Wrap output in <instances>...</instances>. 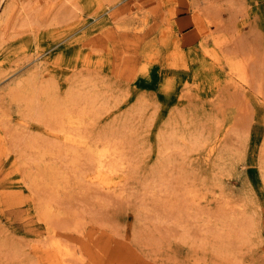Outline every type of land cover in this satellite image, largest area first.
I'll return each mask as SVG.
<instances>
[{
  "label": "rangeland",
  "instance_id": "374dc122",
  "mask_svg": "<svg viewBox=\"0 0 264 264\" xmlns=\"http://www.w3.org/2000/svg\"><path fill=\"white\" fill-rule=\"evenodd\" d=\"M85 80L112 103L95 122L87 114L95 133L142 110V154L119 141L104 181L92 178L89 149L62 158L46 111V84L60 101ZM172 122L201 127L205 139L187 154L166 149L176 161L153 181ZM55 243L74 255L62 261ZM109 257L264 264V0L0 4V264Z\"/></svg>",
  "mask_w": 264,
  "mask_h": 264
},
{
  "label": "bare ground",
  "instance_id": "6f19581e",
  "mask_svg": "<svg viewBox=\"0 0 264 264\" xmlns=\"http://www.w3.org/2000/svg\"><path fill=\"white\" fill-rule=\"evenodd\" d=\"M2 1L3 0H0V4L2 3ZM30 85L28 84L26 85V87L28 86L30 88ZM82 85L83 87H81L80 85L79 87L73 88L71 91L68 92L66 96L62 97L60 101L58 100L56 101L57 94L56 96H54L51 85L46 84L43 87V93L47 94L48 96L47 99L50 102L48 101L49 104L47 105V108L45 106V108L47 109L45 110L48 112H53L57 116L56 130L59 133L62 132L61 134H58V135L60 136V140L63 141V144L57 145V147H58L59 154L62 155V158L67 156L69 152H72L75 156H78L81 148L89 149L88 150L89 159L92 160V163H94V167L97 168L96 173L95 175L92 176V178L97 179L98 181H104L105 178L107 177V174H110L108 172H112L114 170L116 171L115 169L116 166L114 163L110 162L107 164L104 161L105 156L108 155L110 151H113V152L117 151L116 145L118 144L119 141H124L128 144L130 151L134 158L142 154L143 149L141 148H143L142 143L144 142L142 139L141 125L138 122L141 116L142 110L139 109L135 113H130L128 116H126V118H124L118 124H114L107 128H103L102 130L95 133L92 129L88 128V126L86 125L87 114L89 112L90 113L92 112L94 114L92 122H95V120H97L99 116L107 112L112 107L111 105L112 103L110 102V105H109L110 100H108V98H105L104 96L99 94V92L96 89L95 82H88L85 80ZM27 89L28 88H25L21 90V92L24 98H27L30 100L33 98L35 93L34 91L31 90V88L30 90H27ZM32 108H34V106H32ZM35 109H38V108H35ZM179 124L176 122H172L170 129H168L166 134L162 135L163 136V146L161 149L159 165L151 169V172H150L151 176L154 178L153 181H157L160 178H163V173H164L163 169H165L168 165L176 161V158L169 157L168 155H166V152H165L166 149L174 148V150L180 151L182 153L185 152L187 154L188 151H190L192 147L201 145L204 142L205 135L201 127H196L195 130L189 131L184 126L183 128H181ZM179 166L182 167L183 172L185 173L184 174L185 176L191 179L194 177L193 174L191 175L188 174V170H186L187 167L183 164V161H181V164L179 162ZM213 177L215 178L217 177V180H218L219 175L216 174ZM149 181L151 182V178ZM150 182H149V186H150ZM214 182L211 180V184H213ZM152 185L153 184H151V186ZM193 192H194L193 188H189L187 191L188 194H191ZM243 220L244 219L240 221V224L243 222ZM244 221L247 222L246 220ZM245 222L244 224H247ZM247 225H243L244 229L241 230L242 234L244 233L245 227ZM186 235H187V232L184 233L182 237L184 238ZM230 236H231L230 234L225 236L226 238H229L226 241L228 242V244L231 243ZM54 246L56 250L59 252L58 255L60 254L62 261H63V258L66 257L67 255L69 257L70 255L73 254L72 251L61 248L60 245L57 243H55ZM92 246H93L92 242L85 245L88 251L92 249ZM101 248L102 247H100L99 249H100V256L102 258L106 255V250H103ZM108 252L111 254L112 253L111 249ZM114 255H115L114 253L111 254V257H114ZM68 257L66 258L68 259ZM117 258L121 259L120 257H116L115 263L118 262ZM122 260L123 259H121L120 262ZM111 263L115 264L112 259H111Z\"/></svg>",
  "mask_w": 264,
  "mask_h": 264
}]
</instances>
